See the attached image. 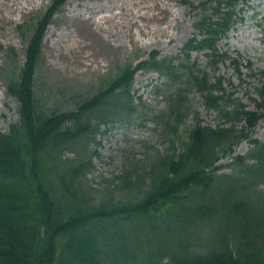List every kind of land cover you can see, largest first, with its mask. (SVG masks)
Wrapping results in <instances>:
<instances>
[{"label":"trees","instance_id":"obj_1","mask_svg":"<svg viewBox=\"0 0 264 264\" xmlns=\"http://www.w3.org/2000/svg\"><path fill=\"white\" fill-rule=\"evenodd\" d=\"M245 1L202 2L194 26L200 39H189L177 56L152 53L135 67L124 65L74 109L58 111L44 108L33 91L45 29L65 2L54 0L34 27L23 67L7 78L18 120L0 132V264H264V213L255 210L264 203V141L250 139L264 122V72L249 63L246 77L260 82L259 112L215 76L228 58L218 42ZM191 52H205L204 65ZM139 70L165 80L164 111L141 120L131 95ZM190 94L215 114V126L202 124ZM148 121L168 149L142 162L140 173L135 162L117 194L91 190L86 176L94 153L87 148L106 133L100 127ZM247 139L248 152L230 157ZM226 157L228 164L216 165Z\"/></svg>","mask_w":264,"mask_h":264},{"label":"rangeland","instance_id":"obj_2","mask_svg":"<svg viewBox=\"0 0 264 264\" xmlns=\"http://www.w3.org/2000/svg\"><path fill=\"white\" fill-rule=\"evenodd\" d=\"M52 1L0 0L2 133H7L18 120V102L6 93L7 78L17 75L23 67L34 27ZM185 1L192 2V8ZM205 1L67 0L51 19L41 42L40 59L33 77L37 102L46 109L71 110L101 88L103 82L124 65L135 66L153 52L162 57L176 56L189 38L199 37L194 22L200 14L199 5ZM235 11L243 19L226 38L219 40L218 48L240 63L241 73L246 72L247 61L264 70V0H248L246 6L239 5ZM191 57L200 65L206 61L204 52H194ZM230 58L218 63L215 75L229 79L235 96L248 110L255 111L259 102V83L244 76L240 82ZM164 86L163 78L155 72L135 74L131 95L138 104L135 116L139 120L164 111ZM189 100L205 125L218 123L214 113L201 107L199 97L190 94ZM189 125L188 120L181 128L182 138ZM100 130L107 131L96 136L97 145L87 148L88 153L94 155L91 159L93 171L86 180L95 192L108 190L112 195L117 194V189H125L126 174L135 162H141L137 169L140 173L142 162H151L158 152L169 146L161 129L150 121L142 125L100 127ZM252 136L251 139L264 140V122L256 125ZM249 148V141H242L235 147L233 156L245 155ZM66 157L73 158V155ZM230 161L227 157L218 166ZM220 173H228V170L222 169ZM255 210L264 213V203L259 200Z\"/></svg>","mask_w":264,"mask_h":264},{"label":"bare ground","instance_id":"obj_3","mask_svg":"<svg viewBox=\"0 0 264 264\" xmlns=\"http://www.w3.org/2000/svg\"><path fill=\"white\" fill-rule=\"evenodd\" d=\"M8 19H10L9 17H7ZM103 19V17L101 18V20ZM95 24H97L96 22H95ZM143 31V30H142ZM144 33H146V31H143Z\"/></svg>","mask_w":264,"mask_h":264}]
</instances>
